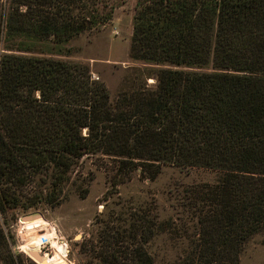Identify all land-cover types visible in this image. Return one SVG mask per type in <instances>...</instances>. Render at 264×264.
<instances>
[{
	"label": "trees",
	"instance_id": "trees-1",
	"mask_svg": "<svg viewBox=\"0 0 264 264\" xmlns=\"http://www.w3.org/2000/svg\"><path fill=\"white\" fill-rule=\"evenodd\" d=\"M124 2L0 0V213L55 205L86 155L114 159V186L203 168L216 177L179 188L174 215L109 210L81 251L95 264H156L149 246L166 233L181 240L168 264H239L264 231V0H137L131 58L156 83L112 99L88 65L54 55ZM37 178L50 186L24 200ZM0 262L25 264L1 225Z\"/></svg>",
	"mask_w": 264,
	"mask_h": 264
},
{
	"label": "rangeland",
	"instance_id": "rangeland-1",
	"mask_svg": "<svg viewBox=\"0 0 264 264\" xmlns=\"http://www.w3.org/2000/svg\"><path fill=\"white\" fill-rule=\"evenodd\" d=\"M136 1L125 0L114 10L113 18L108 23L94 25L65 43L63 49H69V54L54 55L88 65L92 79L104 84L112 99L139 82L149 85L156 83L155 77H147L149 70L146 69H152V66L131 58ZM6 6H9V2ZM5 43L4 39L2 44ZM115 165L114 159L107 156L86 155L74 165L68 182L63 186L60 200L55 205L40 202L29 210L17 208L4 215L0 213V225L9 236L13 251L21 254L25 264H41L26 247L28 242L38 237L50 238L37 251L43 256H53L61 251L69 264H95L93 257L82 253L80 244L97 229L94 223L105 212L151 206L161 214V218L168 217L176 213L174 204L179 188L196 182H209L216 177V173L211 170L168 165L154 180L134 173L127 182L114 186L112 176ZM49 186V183L37 178L30 186L22 188L23 195L27 194L24 200H33V195L46 191ZM37 213L40 214L38 218H23ZM34 221L40 223L29 227L28 224ZM180 245L181 240L165 233L157 236L149 249L156 264H168L178 257ZM239 264H264V231L246 244Z\"/></svg>",
	"mask_w": 264,
	"mask_h": 264
},
{
	"label": "bare ground",
	"instance_id": "bare-ground-1",
	"mask_svg": "<svg viewBox=\"0 0 264 264\" xmlns=\"http://www.w3.org/2000/svg\"><path fill=\"white\" fill-rule=\"evenodd\" d=\"M40 223V221H34L28 224V226H32V225H38ZM50 238L48 237H38L33 241H30L26 244L27 249L29 250V252L31 253V255L35 256L37 258V256H40L39 258V262L41 264H69L65 258H64V254L61 251H57V253L53 256H49V255H41L38 251L39 247L44 244L46 241H49Z\"/></svg>",
	"mask_w": 264,
	"mask_h": 264
},
{
	"label": "water",
	"instance_id": "water-1",
	"mask_svg": "<svg viewBox=\"0 0 264 264\" xmlns=\"http://www.w3.org/2000/svg\"><path fill=\"white\" fill-rule=\"evenodd\" d=\"M39 213H37V214H34V215H28V216H26V217H23L24 218V220H30V219H35V218H38L39 217ZM35 257V256H34ZM36 258V257H35ZM39 258H40V256H37V260H39Z\"/></svg>",
	"mask_w": 264,
	"mask_h": 264
}]
</instances>
